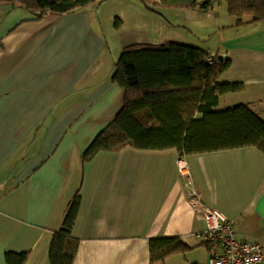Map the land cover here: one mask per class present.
<instances>
[{"label":"crops","instance_id":"0c3cea01","mask_svg":"<svg viewBox=\"0 0 264 264\" xmlns=\"http://www.w3.org/2000/svg\"><path fill=\"white\" fill-rule=\"evenodd\" d=\"M111 1L45 17L0 3V264L22 254L24 264H51L54 235L76 195L73 264H208L192 190L236 220L238 239L264 247V153L256 147L188 156L190 187L177 149L127 146L84 161L125 107L114 75L133 45L188 44L229 60L218 82L240 90L222 95L216 110L247 105L264 120V20L238 25L227 4L219 11L222 3L213 14L183 9L200 27L215 18L217 47H204L181 33L169 37L172 26L159 34L157 22L122 18L114 28L120 16L108 9ZM163 239L176 242L152 254L150 242Z\"/></svg>","mask_w":264,"mask_h":264},{"label":"trees","instance_id":"16d2710c","mask_svg":"<svg viewBox=\"0 0 264 264\" xmlns=\"http://www.w3.org/2000/svg\"><path fill=\"white\" fill-rule=\"evenodd\" d=\"M108 0H0L25 7L38 17L63 16ZM150 11L156 7L209 10L213 0H139ZM229 15L243 24L245 16L264 20V0H226ZM118 22V19H117ZM203 50L179 43L133 45L123 51L114 80L125 92V107L109 132L101 134L85 153L89 161L100 151H117L127 146L139 150L177 149L192 156L222 150L256 147L264 153V120L247 105L217 111L222 95L240 86L220 84V76L231 62L218 59L210 64ZM81 200L76 195L62 228L50 248L51 264H73L76 251L72 230ZM175 239L152 240L151 253L166 248ZM175 245L168 250H176ZM26 255H10L9 262L24 264Z\"/></svg>","mask_w":264,"mask_h":264},{"label":"built area","instance_id":"2783aa9c","mask_svg":"<svg viewBox=\"0 0 264 264\" xmlns=\"http://www.w3.org/2000/svg\"><path fill=\"white\" fill-rule=\"evenodd\" d=\"M219 1L213 0L208 11H213ZM207 61L212 65L218 62V58L210 56ZM177 165L185 186H192L188 156L181 155ZM189 203L204 224V229L196 238L209 248L208 264L264 263V247L261 244L236 237V220L229 219L218 210L208 207L196 190L191 191Z\"/></svg>","mask_w":264,"mask_h":264},{"label":"rangeland","instance_id":"374dc122","mask_svg":"<svg viewBox=\"0 0 264 264\" xmlns=\"http://www.w3.org/2000/svg\"><path fill=\"white\" fill-rule=\"evenodd\" d=\"M134 1V0H133ZM131 0H113L111 1L108 9L111 13L117 14L120 18L116 17L112 21V26L118 27L122 24L123 19L125 18L127 21L137 22L140 21L141 24L157 22L158 32L159 34H163L165 32L166 26H172L171 31L169 33V37L174 38L179 36V33L184 34L186 39L193 41L194 43L202 42L201 45L204 47H217V22L214 17L209 18L207 24H203L200 27L195 22L187 21L188 18L191 17L192 12L187 15L186 11L178 8H168V7H156L157 13L148 10L141 1L135 0L132 3ZM222 3V4H221ZM134 4V5H132ZM221 4L219 11L221 8H226V0H220L213 11H208L210 14L214 12L217 13V7ZM134 9H133V7ZM100 7V3H95L92 5L93 9H98ZM136 13V17L130 12ZM122 14L124 16H122ZM251 18L250 16H245V19ZM118 19V22H117ZM126 31H129V27L125 28ZM226 31V30H225ZM167 36V34H166ZM204 51H208L206 48ZM207 53V52H206Z\"/></svg>","mask_w":264,"mask_h":264}]
</instances>
